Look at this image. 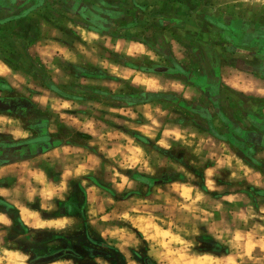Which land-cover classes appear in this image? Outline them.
<instances>
[{"label": "rangeland", "instance_id": "obj_1", "mask_svg": "<svg viewBox=\"0 0 264 264\" xmlns=\"http://www.w3.org/2000/svg\"><path fill=\"white\" fill-rule=\"evenodd\" d=\"M120 1L123 2L125 10L133 12L132 17L138 16L141 20L139 22L141 25L139 36L146 38V43L148 39H160L158 37L165 34L169 35L171 45L178 47L180 50L184 48L190 49L192 45L197 43L194 37H200L202 34L210 35L208 33L211 30V23L216 26V29L214 28L211 31L216 32L215 30H217L218 33L220 32V39H224L226 37L225 27L227 29V26L230 28V26L240 24L239 22L249 18L259 21L263 20L264 22V3L261 0ZM115 7H118V5ZM45 9L48 16L54 14L53 20L51 19L53 27L50 28L41 22V28L36 29L35 38L38 41L57 38L54 41H59L67 46L76 43L78 45L76 46L77 49L75 48L76 54L73 56V61H71L66 59L63 53L60 52L59 56H55L54 64H51L50 60L48 63L38 66L41 68L38 69L36 74L29 75L22 72L21 76L19 75L20 79H26L33 84L35 87L32 89H27L23 85L19 89L12 85L10 87L0 79V114L20 119L24 128L31 132L28 138H22L19 141H13L7 134H0V161L5 160L8 161L7 163H16L62 145L82 148L84 144L82 140L86 139L83 136L86 134H81L78 128L82 127L90 119L95 121L94 130L98 134L104 133V140L97 138L96 141L106 144L107 147H109L108 142L110 141H127L124 139L125 136L132 139L131 136L133 135L137 141L142 142L137 137V133L133 132L134 128L132 126H135L137 122H143L146 118L140 113L141 108L135 107L136 104L127 99L148 98V94L152 91L146 90L147 86L142 87L138 82L140 78H146L145 70H154L157 68V64L147 58L119 56V53L114 48L110 49L104 46L105 42H108L110 46H115L110 38H93V36L91 39L84 41L83 29L79 27L83 22L81 19L73 20V17L65 11L57 10L50 6ZM50 18L51 16L48 17L49 21ZM56 27L59 31L57 34L53 32ZM87 34L86 32V36ZM12 42L16 43L9 45L10 49L7 50V53L11 55V60L19 62L13 58L23 54V51L18 48L19 44L17 41ZM149 44L152 46L151 43ZM71 54L74 55L73 52ZM103 59L107 61L105 65L111 66H109V69L101 63ZM159 60L163 62L162 58ZM121 64L135 69L138 68L140 69L137 70L139 73L127 77V79L125 77H117L112 70L119 67V65L121 66ZM174 69L177 68L174 67ZM135 76L137 82L133 83L132 79ZM176 80L179 81L177 78ZM3 83L7 85L5 88L1 86ZM51 87H56L68 97L65 98L56 93L51 90ZM45 93L49 95L50 99L72 105L69 108L61 109L66 121H61L58 115L50 108H43L39 103L33 101V96H44ZM167 96V98L157 100V103L152 106H160L168 110L169 115L162 118L164 123H172L173 125L181 123L183 125L181 128L189 129L195 133H197V130H202L206 127V125L195 118L193 113L187 111L180 99ZM96 105H102V107L97 108ZM109 109H120L123 112L137 113V119L133 120L131 116L124 115L123 112H109ZM117 120L119 122H116ZM73 121L76 123L74 124ZM52 125L56 127L55 132L48 131V127ZM154 142L148 143L144 151L148 154H153V162L156 159L165 161L164 167L157 168L154 175H149L156 178L160 186L156 185L149 188L142 182L135 180L137 174H148L139 172L137 169L125 170L117 167V171L127 175L130 180L135 181L132 190L117 193L111 182V177L114 174L106 170L108 167L114 166L109 159H105L107 165L99 169L89 179V182L97 181L103 184L104 188L111 190L113 197L120 201V204L113 203L106 206L105 203H102L105 201L100 199L98 202L100 205L104 204V207H102L104 212L101 213L97 209V218L110 213L114 214L108 220H100L96 225L90 222L92 209L87 207V186L84 187L82 185L83 180L81 179L70 183L67 200H71L65 203L67 207L64 210L59 208L60 210L45 211L40 209L37 201L22 204V210L27 211V214L35 213L36 215L34 216L39 219L41 217H55L60 213L69 215L71 208L68 204H77L76 214L73 215L74 224L65 230L57 231L49 227H30L24 224L21 219L22 215H25L24 213L19 215L17 210L9 208L0 201V212L5 213L12 222L10 226L0 223V264H9L6 255L8 252H17L21 256H27L28 260L25 263L53 259L51 264H69V262L70 264H94L95 258L100 257L104 264H130V261H135V264H146L148 259L157 264L156 259L150 255L152 242L146 240L144 233L141 232L140 228L135 227L131 221L121 219V214L127 212L132 219L137 220L140 226L150 234H155L159 230L160 232L171 231V235H175V229L170 230L169 224L165 222L171 205L163 206L165 202L156 199V189L161 188L168 192L167 185L172 183L178 185L180 182H185L187 187H193L194 190H198L199 187L204 186L203 171L211 163V160H208L206 164H201L200 159L193 155V149L185 147L181 143H174L171 149L164 150L154 145ZM195 146L196 144L194 143L193 148ZM108 149L106 150L108 151ZM235 149L239 151L238 146H235ZM116 153L119 152L116 151ZM191 160H196L197 164L195 167L189 163ZM40 164L42 166L44 164L50 170V176L59 175L58 168L51 167L48 163L42 164L41 162ZM172 165L177 167H172ZM179 166H183L187 172L199 179L190 183L188 177L177 170ZM261 166L263 167L260 169L264 171V165ZM8 172L5 169H0V185L5 182L4 176ZM215 179L217 187L222 188V191H212L208 192V194H203L206 197L203 205L201 201H197L198 206L205 207V211L212 210L214 202L229 192H239V195H236L240 197L236 201L237 204L239 202L243 204L242 196L243 193L246 194L251 202L258 207V209H254L257 213H259V208L264 206V194L258 193V189L245 181H230L227 170H220V175L215 177ZM171 195L172 198H178L181 202L184 200L182 196H178V193L173 192ZM139 200H143L146 203L138 204L137 201ZM224 203L226 210L238 209L246 211V208L228 207L227 201ZM156 205H162L163 207L158 208ZM172 214H176L174 209H172ZM225 215L230 222L231 214L226 212ZM16 218H20L24 226L18 224ZM214 219L219 220L220 213H216ZM259 220L261 221L259 215L252 219V228L255 225L254 223ZM30 223L32 225L36 224L35 222ZM240 226L241 229L245 227L243 225ZM102 231L108 233L116 232L117 236L112 237L109 235L105 237L101 235ZM129 233L134 234V239L138 240L139 243L124 245L123 249H121L119 245L123 244V241L120 236L123 235L124 239H128ZM161 239L168 240L170 237H161ZM197 240L199 243L196 247L183 250L180 253L183 257L181 264H189V262L190 264H215L216 261H223L231 254L230 245L215 240L203 225L201 226V236ZM169 249L174 254L173 259H176L178 258L175 255L177 249H183V246L173 241L169 244ZM204 257H210L211 259L205 260L203 259Z\"/></svg>", "mask_w": 264, "mask_h": 264}, {"label": "crops", "instance_id": "obj_2", "mask_svg": "<svg viewBox=\"0 0 264 264\" xmlns=\"http://www.w3.org/2000/svg\"><path fill=\"white\" fill-rule=\"evenodd\" d=\"M116 5L118 7H115ZM47 6L65 11L73 17V20L81 19L83 22L78 26L83 29L84 41L86 40L85 37L91 39L93 36L110 38L113 41L112 44L115 46H110L108 42H105L104 46L110 49L114 48L119 53V56L126 58H147L157 64V68L154 70H143L147 76L145 79H139L138 84L142 87L147 86L146 90H150L149 85L143 82L146 80L156 79L158 82L172 81L182 83L185 86V90L191 92V99H185L182 93L175 91H151L169 95L171 98L180 99L187 111L193 113L200 123L206 125L205 128L200 129L201 131L197 130L196 142L198 143L199 137H204L206 140L210 138L205 151H207L208 147H211L218 158L232 157L233 167L231 169L224 168V170L228 171V177L232 171H236L240 179L230 181H245L256 189L264 190V187H257L254 183H250L249 179L243 175L244 169H249L251 170L249 175L253 179H256V173H259L260 178L264 179V171L260 169L263 167L261 165H264V96L259 95L255 90L256 88L264 87L263 20L259 21L249 18L248 20L239 22L240 24L230 26V28L227 26L226 29L225 27V40L220 39V32L218 33L217 30H215L216 32L211 31L214 28L216 29V26L211 23V30L208 33L210 35L202 34L200 37H194L197 43L192 45L190 49L184 48L180 50L178 47L171 45L169 35L165 34L158 37L160 39H148L146 43V38L139 36L141 33V25L139 22L141 20L138 16L132 17L133 12L127 9L125 10L123 8V2H119V0H0V79L10 87H12V74H15L17 77L19 75L21 76L22 72L34 75L41 68L38 66L46 64L50 60L51 64H54L55 56H59L60 52L63 53L66 59H70L71 61L74 59L73 56L76 54L75 48L78 46L76 43L67 46L64 43L61 44L59 41H54L57 38L39 41L35 38L36 29L41 28V22L50 28L53 27L51 21L53 20L54 14L49 16L48 13L46 14L45 8ZM50 16L49 21L48 17ZM53 32L55 34L59 32L57 27L53 29ZM86 32L88 33L87 36ZM12 41H17L19 44L18 48L23 51V54L13 58L19 62L11 60V55L7 53V50L10 49L9 45L16 43ZM84 44L86 43L84 42ZM117 46L119 50H117ZM141 48L143 51H140ZM72 52L74 55L71 54ZM160 58L163 59V62H160ZM106 62L103 59L101 63L109 69L110 65H105ZM124 65L121 64V66L119 65V67L112 70L115 76L125 77L127 79V77L139 73L137 70L140 69ZM174 67L177 69H174ZM158 68H162L164 71H155ZM6 69L10 70V73L6 74ZM227 79L234 80L241 87L234 88L225 84L224 81ZM132 80L136 81V76ZM249 85H251V90H244ZM154 103H157V101L136 104L135 107L142 109L146 105L153 106ZM146 124H148V121L144 119L143 122H137L135 126L138 128ZM164 124L179 126L180 128L183 127L181 123H175V125L172 123ZM80 132L81 134L84 133L86 136H89L84 137L86 139L82 140L84 141L82 147V149L84 148V152L80 155L81 160H85L89 154L96 155L102 160L101 166L96 171L81 175L79 178L83 180L82 182L87 181V183H83L82 185L84 187L87 186L86 204L88 209L97 210L104 207V204H99L98 201L100 199L105 201L102 203H105L106 206L113 204H108L107 197L109 196L112 197L116 204H120V201L113 197L114 195L111 190L105 189L103 184L97 181L89 182V179L93 177L92 175H95L99 169L107 165L106 160L102 156L103 154L96 153L95 149L89 146V141L97 140L100 136L104 137V133H97L99 136L94 137L90 133ZM133 132L145 137L137 130H133ZM131 137L132 139L129 138L132 140V143H129L128 140L108 142V151L118 150L123 155H131L137 146L146 149L148 143H153V140L147 137H145L147 140L142 142L137 141L133 135ZM156 138H160L159 133ZM98 144H101V142H98ZM235 146H238L239 151L235 149ZM72 147L80 148L77 146ZM55 148L53 147L47 151L40 152L30 159L0 165V169H5L6 172L9 171L5 174V182L3 185H0V189L8 190L10 193L9 196H0L7 203L9 202L18 211L19 215L22 213L28 215L29 221L32 223H36L37 221H52L61 218L73 219V215L77 211V204H68L71 208L69 215L60 213L55 217H41L39 219L34 215L27 214V211L22 210V204L28 203L24 197L25 191L29 187H36L38 190L43 187V185L39 184L30 175V172L34 171L39 173L43 171L46 173L44 177L45 183L52 184L53 186L59 184L64 170L63 165L54 156L47 155ZM119 153H116L117 158L121 155ZM41 162L42 164L48 163L51 167L58 168L59 175L55 177L50 176V170L44 164L42 166L40 164ZM213 163L214 160H211V163L207 167L212 166ZM24 164H27V168L19 167V165ZM86 166L92 167L93 162L87 161ZM22 177L23 180L21 179ZM74 180L77 179L69 180V185ZM178 185L181 186V191L183 187H187L185 182H180ZM199 188L198 190L201 194H208L209 191L207 189ZM14 190H19L20 195L17 196ZM67 193L64 194V199L54 196L51 201H45L40 195H36L32 202L37 201L40 209H42V203H47L52 205L50 211L59 208L64 210L67 207L65 204L68 201ZM189 195L192 199H195L197 190L193 189ZM227 195H239V192H229ZM90 197L92 198L91 202ZM242 197L243 204L241 202L238 204L236 202L230 204L227 201V206L230 208L247 209L251 205L253 209H258L246 194L243 193ZM237 223L243 225L242 222L238 221ZM260 223L264 222L259 220L254 224ZM251 224L252 220L248 222L249 227L248 225L246 226L248 231L252 230ZM258 253L259 247L254 250L253 254L256 255ZM51 262L43 264H51Z\"/></svg>", "mask_w": 264, "mask_h": 264}, {"label": "clouds", "instance_id": "obj_3", "mask_svg": "<svg viewBox=\"0 0 264 264\" xmlns=\"http://www.w3.org/2000/svg\"><path fill=\"white\" fill-rule=\"evenodd\" d=\"M264 3V0H261ZM95 38V37H93ZM88 39V37H85ZM117 50H119L117 46ZM140 51H143L141 48ZM59 71V69H57ZM5 73H10V70H5ZM19 80V82H17ZM12 86L19 89L23 85L27 89H32L35 86L31 84L26 79H20L19 77L12 74ZM137 81H133L136 83ZM149 85L150 90L154 91H175L182 93L185 99H191V92L185 90V86L180 82H158L156 79L150 81H143ZM225 84L230 85L234 88H240L241 85L234 80L227 79L224 81ZM244 90H251V85ZM259 95L264 96V87H259L255 89ZM33 101L39 103L43 108H50L54 113H56L61 121H66L64 114L61 112L62 108H69L72 105L67 103H61L49 98V95L45 93L44 96H33ZM97 108L102 107V105H96ZM109 112H123L120 109H109ZM140 113L146 118L149 122L144 126H132L134 130L139 131L145 137L155 141V145L158 148L168 150L173 147L174 143H181L183 146L192 148L193 155L200 158L201 164H206L208 160H214V163L210 167L204 168V188L209 192L212 191H222V188H218L216 184L215 177L220 175V170L224 168L231 169L232 157H225L223 159L216 157L215 152L212 151L211 147H208L205 151L206 146L209 143V140H206L204 137L198 138L197 133L190 131L189 129L180 128L179 126L165 125L162 118L169 115L167 109H163L160 106H144ZM124 115H129L133 120L137 119V113L132 112H123ZM116 122H119L118 120ZM75 124L76 122L73 121ZM94 120H88L86 124L82 127H79L78 130L90 133L92 136L96 137L97 132L94 130ZM49 132H55L56 127L54 125L48 127ZM159 133L160 138L157 139V134ZM0 134L9 135L13 141H19L20 139L28 138L31 135L30 130H26L22 121L16 117H9L3 114H0ZM99 140H104L103 136L98 138ZM125 140H128L129 143H132L127 136L124 137ZM196 146L193 148V144ZM89 146L94 148L96 153L103 154L104 159H109L113 162L114 166L108 167L106 170L112 172L114 175L111 177V182L114 185V189L117 193H123L126 190H132L134 187L135 181L130 180L127 175H123L120 171H117L116 168L120 169H137L139 172L148 173L154 175L157 168H162L165 166V161L156 159L153 162V154H148L144 151L142 147L137 146L131 155L121 154L117 158L116 151H107L106 144H98L96 140L89 141ZM214 147V146H213ZM223 147V145H221ZM118 151V150H117ZM84 152L82 148H74L70 145H62L53 149L52 152L47 155L54 156L62 165L63 172L61 175V180L58 185L53 186L52 184L45 183L44 177L46 173L41 171L30 172V175L35 178L39 184L43 185L42 189L36 187H29L25 193L24 197L28 202H32L36 195H40L43 200L51 201L52 198L58 197L64 199V194L69 191V180L79 179L81 175H86L96 171V169L101 166L102 160L96 155L89 154L85 160H81L80 154ZM87 161H92L93 166L87 167ZM194 167L196 166V160L189 161ZM237 163H239L237 161ZM21 168H27V164L19 165ZM172 167H177L172 165ZM242 167V166H241ZM179 172L184 173L190 183L197 181L199 178L187 172L183 166H179L177 169ZM251 170L244 169L243 175L249 179L250 183H254L257 187H264V179L260 178V174L256 173V179H253L249 175ZM23 180V177L21 178ZM240 179L236 171H232L229 176V180ZM83 183H87L84 181ZM168 192H165L161 188L156 189V199L163 200L165 204L163 206L171 205V209H168L169 215L166 218V221L169 224V228L175 229L176 234L171 235V231L160 232L157 230L155 234H150L144 228L140 226L137 220L132 219V217L124 212L121 214L120 218L123 220L131 221V223L140 228L141 232L144 233V238L148 241H151L150 255L154 257L157 261V264H181L183 260L180 253L183 250H188L189 248H194L197 246L199 241L197 238L201 236V226H205L208 233L212 237L220 242L230 245L231 254L226 257L223 261H216L215 264H264V223L255 224L251 231H248L246 226L248 222L254 217L259 215L261 221H264V206L259 208V213H257L251 205H249L246 211L238 209H227L225 208V201H228L230 204L235 203L240 197L236 195H223L219 197L212 206V210L205 211L204 206H198L197 201H201L202 205L205 203L206 197L197 190V195L195 199L189 195L193 191L192 187H183L181 191V186L172 183L167 185ZM17 196L20 195L19 190H14ZM178 193V196L184 198L181 202L178 198H172V193ZM0 195L9 196L10 193L8 190L0 189ZM90 197V202H91ZM108 203H115L111 196L107 197ZM138 204L146 203L143 200L137 201ZM162 205H156V207H163ZM41 208L45 211H50L52 205L47 203H42ZM172 209L175 210V215L172 214ZM99 212L103 213L104 209L100 208ZM228 212L231 214V221L229 222L226 219L225 213ZM216 213H220V219H214ZM98 216L97 210L92 209L90 216L92 217L91 223L96 225L100 220H108L111 215ZM31 215H36L32 213ZM24 224L37 228H54L57 231L65 230L72 227L74 220L71 218H61L52 221H37L35 225H32L29 221L28 215H22L21 217ZM242 222L243 229L237 222ZM0 223L4 225H11V220L9 217L0 212ZM102 236L116 237L117 233L112 232L108 233L106 231L101 232ZM161 237H170L168 240L161 239ZM120 239L123 241V244L119 245L123 249L124 245H135L139 241L134 239V234L129 233V238L124 239V236L121 235ZM175 241L177 244L183 246V249H177L176 256L178 258L173 259V252L169 249V244ZM259 247V253L254 255V250ZM9 264H25V261L28 260L27 256H21L19 253L8 252L6 253ZM205 260H210V257H204ZM70 264V262H69ZM94 264H104V261L100 257L95 258ZM130 264H135V261H130ZM190 264V262H189Z\"/></svg>", "mask_w": 264, "mask_h": 264}, {"label": "trees", "instance_id": "obj_4", "mask_svg": "<svg viewBox=\"0 0 264 264\" xmlns=\"http://www.w3.org/2000/svg\"><path fill=\"white\" fill-rule=\"evenodd\" d=\"M1 86H2V88H5L7 85L3 83V85H1ZM51 90L55 91L56 93L62 95L65 98L68 97L64 93L59 91L56 87H51ZM167 97L168 96L166 94H163V93L150 92L148 94V98H145V99H127V100H130V102H132L133 104H140V103H149V102L161 100L162 98H167ZM83 137H89V136L84 135ZM137 137H139V139L142 141L147 140L145 137H143L139 134L137 135ZM135 180L138 182H142L144 185H147L149 188H152L153 186L159 185V183L157 182L158 180H156V178L149 176V175H145V174H137ZM201 188L206 189V188H204V186ZM257 191L260 194H264V190L258 189ZM0 201L3 204L7 205L9 208H12L13 210H15V208L11 204L7 203L4 198L1 197ZM16 221L18 224L24 226V224L21 222L20 218H16ZM50 261H53V259L52 260H37V261H33L32 263H45V262H50Z\"/></svg>", "mask_w": 264, "mask_h": 264}, {"label": "water", "instance_id": "obj_5", "mask_svg": "<svg viewBox=\"0 0 264 264\" xmlns=\"http://www.w3.org/2000/svg\"><path fill=\"white\" fill-rule=\"evenodd\" d=\"M162 68H158V69H156L155 71H157V72H163L164 70L162 69ZM8 161H5V160H2V161H0V165H3V164H5V163H7ZM51 262V261H50ZM45 263H48V262H45ZM43 264V263H42ZM146 264H154L153 262H151L149 259L148 260H146Z\"/></svg>", "mask_w": 264, "mask_h": 264}, {"label": "flooded vegetation", "instance_id": "obj_6", "mask_svg": "<svg viewBox=\"0 0 264 264\" xmlns=\"http://www.w3.org/2000/svg\"><path fill=\"white\" fill-rule=\"evenodd\" d=\"M38 142H40V141H38ZM60 258V257H59Z\"/></svg>", "mask_w": 264, "mask_h": 264}]
</instances>
